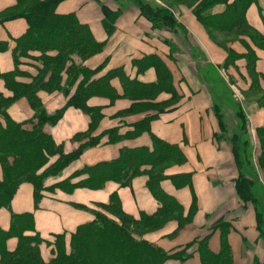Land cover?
I'll use <instances>...</instances> for the list:
<instances>
[{
	"label": "crops",
	"instance_id": "crops-1",
	"mask_svg": "<svg viewBox=\"0 0 264 264\" xmlns=\"http://www.w3.org/2000/svg\"><path fill=\"white\" fill-rule=\"evenodd\" d=\"M16 1L0 0V13L14 7ZM233 1L228 0L229 3ZM119 3L112 0H64L57 4L55 11L58 15L73 14L81 25L87 27L93 39L104 45L99 54L82 64L90 71L100 69L92 79L121 70L131 81L143 85L159 83L162 88L153 102L163 104L137 117L114 118L107 108L103 111L107 119L105 125L90 133V117L80 109L66 107L71 93L67 96L64 90L49 92L38 89L35 96L47 116L63 110L59 120L55 124L46 123L43 131L64 154L76 151L89 140V133L90 137H96L116 129L124 135L133 131L135 124L144 118L153 117L147 131L136 137L123 138L116 143H109L108 138L103 137L98 145L84 150L58 175L47 178L44 185L49 187L62 182L84 167L112 161L123 149H152L153 135L177 147L182 154V162H174L164 168L166 178L160 182L161 191L177 203L179 210L159 214L161 205L147 188V172L151 167L146 165L140 168L145 173L134 177L129 186L108 181L98 190L76 188L66 192L56 188L52 192H42L38 200L35 199L33 184L24 182L18 186L10 209L0 208V229L9 230L12 214H31L35 233L43 241L39 246L40 257L48 263L56 255L55 237L63 236L69 251L71 235L79 226L94 220L98 204L110 205L114 196L122 212L135 220L163 218L154 230L139 236L166 254H183L184 260L168 259L162 264H264V193L260 191L262 199L258 210L254 202H244L239 195L236 186L239 168L233 134L230 135L232 127L229 126L231 113L235 117L236 109L241 108L247 119L252 163L264 186V106L261 105L264 102V0H254L245 13L257 39L238 36L224 49L211 42L203 26L192 13L185 11L181 22L191 35L201 40L204 57L198 51L197 57L193 54L195 45L189 35L179 29H154L140 15L137 7L123 8ZM103 7L118 13L110 34L105 28ZM224 10L225 6L220 5L211 14L219 15ZM27 28L22 18L0 23V97L3 99H11L14 95L7 87L4 75L16 70L13 81L18 85L31 86L38 74L36 66L41 67L34 58L20 60L18 64L15 62L17 40ZM29 53L39 56L36 51ZM251 54L255 61L250 60ZM147 57L156 59L166 72L163 85H160L154 66L144 68L139 65ZM214 67L225 73L228 83H231L229 85L236 86L242 95L240 101L225 99V87L216 81ZM48 79L49 74L44 83ZM110 84L118 95H123L118 78H113ZM60 86L65 89V72ZM145 99L151 102L148 97ZM220 100L225 106L220 112L222 125L215 110V103ZM88 105L98 107L99 98L92 97ZM7 114L28 131L36 122V113L25 96L14 100L7 107ZM0 124H5L1 115ZM79 136L80 139L77 138ZM57 158H50L48 165ZM2 179L0 164V181ZM25 235L33 236L34 233L26 232ZM17 244V238H9L7 251L14 252ZM203 244L205 250L202 251Z\"/></svg>",
	"mask_w": 264,
	"mask_h": 264
},
{
	"label": "trees",
	"instance_id": "trees-1",
	"mask_svg": "<svg viewBox=\"0 0 264 264\" xmlns=\"http://www.w3.org/2000/svg\"><path fill=\"white\" fill-rule=\"evenodd\" d=\"M61 1L64 0H17L14 7L0 13V23L22 18L28 26L26 33L17 40L14 51L16 64L20 63L21 57L36 51L39 56L30 58L39 61L41 66H36L38 74L34 82L40 75L41 77L26 94L23 93V89L27 87L13 81L16 70L3 76L7 87L14 95L11 99L0 97V115L5 121L4 125L0 124V164L3 171V179L0 181V208L10 209L18 186L24 182L33 184L35 199L38 200L42 192H52L56 188L66 192L76 188L97 190L108 181L129 186L134 177L145 173L140 168L148 165L151 169L147 172V188L161 205L159 214L178 211L177 203L161 191L160 182L166 178L163 175L164 168L174 162H182L183 157L177 147L170 146L153 135H151L152 149H123L119 157L112 161L84 167L64 181L45 187L44 182L47 178L58 175L67 165L79 158L84 150L98 145L103 137H107L109 143L136 137L147 131L153 117L144 118L135 124L133 131L124 135L119 134L116 129L107 130L96 137H90L89 133V140L80 145L76 151L64 154L50 135L43 131L46 123L55 124L59 120L63 110L53 116H47L35 96L38 89L43 88L49 92L60 90V81L64 72L68 75L67 86L80 80L77 91L69 99L68 105L89 115L91 119L89 132L92 131L93 124L101 113L99 109L88 105V99L103 93L109 96L118 95L110 84L113 78L120 80L124 96H129L131 93L149 97L160 91L159 83L143 85L135 80L131 81L121 70L111 71L101 78L92 79L100 69L90 71L81 63L74 65L72 62L74 55L78 54L84 60L86 56L99 53L103 49V44L96 42L87 27L81 25L73 14L56 13L55 8ZM253 1L235 0L229 3L228 0H214L225 6L223 13L219 15L207 13L213 5H210V1V7L201 3L195 12L207 26L220 32H229L236 26L252 30L246 21L245 13ZM135 3L140 15L147 19L154 29L173 30L178 25L168 7L152 5L148 0H135ZM102 11L105 16L106 31L110 34L113 29L112 23L118 13H113L106 7H103ZM250 60L255 61L253 54L250 55ZM139 65L144 68L154 66L160 85H163L162 82L167 74L156 59L147 57ZM48 74L49 79L44 83V78ZM167 87L169 90V86ZM20 96L28 98L36 113V122L31 131L23 129L21 124L11 120L7 114V107ZM221 107H225L224 102L217 101L215 110L222 125ZM234 120L236 129L232 141L239 168V177L236 180L237 191L244 202H254L258 210L262 199L260 191L263 189L252 163V151L247 137V119L239 107L235 111ZM54 156L58 158L53 164L48 165L50 158ZM111 203L118 204L116 197H111ZM120 214L134 222L132 217L123 212ZM142 220H154L156 224L159 221L155 218L143 217L139 222ZM26 232H33L34 235H25ZM12 237L18 239L17 248L14 252H8L6 242ZM42 242L35 233L31 214H12L9 230L0 229V264H162L168 259L184 260L182 253L166 254L146 241H136L118 225H109L98 218L76 229L71 235L69 251L66 250L64 237L56 236L54 243L56 255L48 263L43 262L39 254V246ZM201 249L205 250L204 244L201 245Z\"/></svg>",
	"mask_w": 264,
	"mask_h": 264
},
{
	"label": "rangeland",
	"instance_id": "rangeland-1",
	"mask_svg": "<svg viewBox=\"0 0 264 264\" xmlns=\"http://www.w3.org/2000/svg\"><path fill=\"white\" fill-rule=\"evenodd\" d=\"M112 1H114L116 3L120 2L119 4L123 8H125V7H131V8L137 7L135 0H112ZM148 1H150L152 3V5H158V6L169 8V10L174 14V17L176 18V21L178 23V25L176 26L175 29H173V31H175L176 29H179L180 31L184 32L186 36L189 35V37L193 40V44L195 45V47L192 48V50H193V54L196 57H197V54H196L197 51L199 53H201V55H203L202 57H204V52L202 51L203 45L201 43V40L199 38L191 35V32H188V30L185 28L184 24L181 22V18H182V16H184L185 11L192 13V15L195 17V19L205 29L206 34L208 35V38L211 40V42H213L215 45L221 47L222 49L226 48L227 43L229 41H232L233 39L239 38L241 36H248V37H251L252 39H257V36L253 33V31L245 29L242 26H236V27H234L233 30H230L229 32H225V31L220 32L219 30H217L211 26L210 27L207 26L205 24L204 20L201 19L198 14H196L195 9H197L198 6L201 5V3H205V5H209L211 2L210 5H212V4L213 5L211 7L209 5L210 8L208 9V12H207V13H211V11L214 10L217 6L223 5L221 3L214 2V0H148ZM138 10H139V8H138ZM139 12H140V10H139ZM103 47H104V45H103ZM99 53H97V54H99ZM97 54H93L91 56H86V58L84 60L81 59L80 56L77 54V55L73 56L72 62L74 65H79L80 63L83 64L86 60H88L89 58H91ZM31 56L32 55H30V53H28V55L26 57H21L20 60L22 61L24 59L30 58ZM32 57H34V56H32ZM37 62H39V61H37ZM69 63L70 62H68V64ZM214 71H215L214 76L217 77V78L215 77L216 81L219 83V85H222L223 87H225V89L223 88V95L225 96V99H227V100L231 99L234 102L240 101L242 99L241 93L236 88V86H233V84L229 85L231 83L230 82L228 83V79H227V76L225 75V73L220 72V70L217 67L214 69ZM67 76L68 75H66L65 89L61 88L60 90L61 91L64 90L66 92L67 96L70 93L73 96L77 91L78 84L75 85V83H74L71 86H67L68 82H69ZM40 77H41V75L38 77V79ZM38 79L36 80V82H34L33 85L26 86L27 88L23 89V93L26 94L32 86H35L36 83L38 82ZM73 87H75V88H73ZM161 88L162 87H160L159 90H161ZM72 89H73V93L71 92ZM72 96H70L69 99ZM142 96L133 95L131 93L129 96H124V95H116V96L110 95L109 96V95H106V93L95 95L94 97L99 98L100 105L98 107H94V108L99 109L101 115L96 119L95 124H93L92 131L96 130L97 128L101 127L102 125H105V123L107 122L106 116H105V114H103L107 108H109L108 113L110 114V116H113L114 118L132 117V116L137 117V115H142V114L148 113L150 111H153L154 109L159 108V106L161 104H163V103L153 102L154 101L153 98L155 97V95L153 96V94L148 97L149 99H151V102H149L147 99H145L147 97H145V96L142 97ZM69 99L67 100L66 107L69 106L68 105ZM90 99H88V101ZM258 99H260V98H257V100ZM260 102L261 101L259 100V104H261ZM123 103H124V106L122 105ZM261 105L264 106V102ZM69 107H71V106H69ZM76 109H78V108H76ZM229 122H230L229 126L232 127L231 133H230V135H231L234 133V131L236 129V124H235L234 116H232V113H231ZM88 131H89V129H88ZM92 131H90V133ZM86 135H88V134H86ZM80 137L81 136H79L77 138L80 139ZM82 139H84V137H82ZM252 154H253V152H252ZM260 184L263 187V193H264V186H263L261 181H260ZM97 206H98L97 211L94 212V216H95L94 220L96 218H98L101 221L108 223L109 225H113V226L118 225L121 230H124L125 233H129L136 241H141L139 236L141 234H143V232H149L151 230H154L155 227L163 221V218H162L161 220L159 219V221L157 222L158 224H156L154 220H142L141 222H139V220L134 219V222H133V221H131V219L124 217V216H121L120 213H122V210H121L119 204H113V203H111L110 205L98 204ZM53 243H55V240H53ZM2 264H4V263H2Z\"/></svg>",
	"mask_w": 264,
	"mask_h": 264
}]
</instances>
